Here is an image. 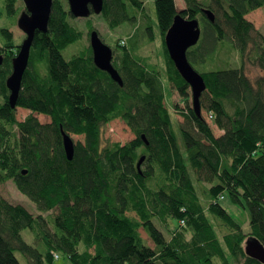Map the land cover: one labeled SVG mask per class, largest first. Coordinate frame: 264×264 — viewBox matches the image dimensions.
Segmentation results:
<instances>
[{"label": "trees", "instance_id": "1", "mask_svg": "<svg viewBox=\"0 0 264 264\" xmlns=\"http://www.w3.org/2000/svg\"><path fill=\"white\" fill-rule=\"evenodd\" d=\"M104 1L101 14L112 29L139 16L146 20L113 58L123 85L96 66L91 46L65 58L63 51L84 32L72 24L68 5L54 0L48 32L36 34L14 108L6 81L20 45L10 28L0 27V183L12 180L40 212L52 211L48 220L0 193V264H22L16 251L27 264H53L55 253L73 264H264L245 250L250 237L264 245V34L248 19L264 0H184L181 11L175 0H154L166 78L186 103L183 122L166 105L164 72L137 52L141 38L155 39L143 0ZM3 2L0 16L18 12L19 0ZM203 8L215 13V21ZM179 12L198 18L202 27L188 58L202 68L197 70L207 84L205 115L191 105V86L166 45ZM92 30L89 22V35ZM225 39L232 40L241 65L204 67L219 56ZM251 47L263 71L255 81L245 67ZM18 107L51 121L34 115L20 121ZM117 118L134 139L104 141L105 126ZM63 131L84 136L75 142L73 159ZM226 198L248 211L249 232L223 204ZM25 229L38 245L25 239Z\"/></svg>", "mask_w": 264, "mask_h": 264}, {"label": "rangeland", "instance_id": "2", "mask_svg": "<svg viewBox=\"0 0 264 264\" xmlns=\"http://www.w3.org/2000/svg\"><path fill=\"white\" fill-rule=\"evenodd\" d=\"M64 4H67L69 7L68 0H62ZM204 2L208 3L209 0H203ZM145 4L146 13L150 16L151 21L150 25L153 26V32L155 39L153 41L149 40L148 37L141 38V43L138 42L137 44V52L140 56L145 57L147 61L164 72V82L166 85V105L169 108L172 116L174 119L183 122L184 116L181 113V110L184 109L186 103L181 95L173 89L166 78L165 68V56H164V44L163 39L160 34V30L158 27L157 22V8L154 0H143ZM176 6L179 11L186 7L184 0H175ZM4 4L3 0H0V8ZM4 6V5H3ZM26 10V4L24 0H19V8L16 14L0 16V27H8L13 31L15 41L21 45L23 40L26 37V33L19 27L18 19L21 13ZM248 19L251 20L258 31L264 34V6L254 10L248 15ZM146 20L143 19L141 16L138 17L136 23H124L118 28L112 29L108 21L104 18L102 14H93L90 17H75L71 16V22L77 29L82 30L84 32V36L81 40L77 41L76 43L71 44L68 46L64 51L63 54L66 59H71L74 55L79 54L81 51L91 46L90 44V35H89V22L92 23L94 29L98 30L100 33L101 38L104 40L105 43L110 45L114 50V57L119 56L121 50V46H127L129 38L133 35L136 30V27L139 25H144ZM156 22V24H155ZM143 39V42H142ZM124 40H127L126 44L123 43ZM225 46H223V50L213 60H209L207 64L203 65L204 67L208 68H215V67H224V66H233L239 67L241 65V58L239 55L238 50L235 49L233 46V42L230 39H225ZM257 55V49L251 47V51L249 56L246 58L245 67L247 75L255 81L256 78L263 74L261 68L255 64L253 61L255 56ZM196 69L200 70L201 67L195 64L194 66ZM175 104L179 105V108H176ZM191 105L193 106V98L191 92ZM203 115H205V111L202 110ZM30 115H34L40 122H50L51 118L44 114L32 113L30 110L25 109L23 107L17 108V119L20 121L26 120ZM211 115V114H209ZM211 117V116H210ZM209 117V121L212 122L213 118ZM216 130L217 134H220L221 131L218 129L216 125H213ZM74 141H83L84 136L71 134ZM135 133L132 131L130 126L122 119L117 118L109 122L104 129V141L109 142H121L126 143L132 139H134ZM205 185H210L207 181H203ZM0 193H2L7 199H9L13 203H21L25 205L31 212L35 215L42 214L48 220L50 219V214L52 211L49 212H40L34 203L23 193L19 191L16 184L10 180L5 183H0ZM223 197V196H221ZM223 204L229 209V211L237 217L241 222H244V229L246 232H249L250 222H249V214L248 211L234 205L229 198H226L223 201ZM248 221H245L247 220ZM181 223V222H180ZM173 225H177V222H172ZM186 223L184 225L180 224L182 228L186 227ZM142 236L147 240L148 244L152 247L155 246L153 240L148 236L146 231L141 228L140 229ZM167 236H169L168 232L165 230ZM23 236L25 239L34 245H38V240L35 238L34 233L30 229H25L23 231ZM16 255L22 262V264H27L28 259L23 253L20 251H16ZM56 259V258H55ZM53 264H73L72 261L65 255H60L59 259H56Z\"/></svg>", "mask_w": 264, "mask_h": 264}, {"label": "water", "instance_id": "3", "mask_svg": "<svg viewBox=\"0 0 264 264\" xmlns=\"http://www.w3.org/2000/svg\"><path fill=\"white\" fill-rule=\"evenodd\" d=\"M26 10L19 19V27L26 33V37L20 45L19 52L12 61V73L7 78V87L10 90L9 102L12 107H17L22 89L24 75L29 66L31 49L37 32H48L49 21L54 0H24ZM69 9L75 17H90L93 14H101L104 9V0H68ZM203 12L211 21H215L216 15L210 8H203ZM202 35V27L198 18H188L179 12L165 35L166 45L172 60L175 62L183 78L190 84L192 90L193 107L198 115H202L201 96L207 89L204 76L192 65L188 58V50L197 45ZM90 44L93 51V60L97 67L108 72L111 77L123 85V79L119 70L113 63L114 50L104 42L98 30L90 33ZM0 55V65L3 63ZM145 138V136L143 135ZM64 147L69 159L75 154V141L73 137L63 131ZM146 159L143 155L138 162V169ZM245 250L247 254L264 262V245L255 237L246 240Z\"/></svg>", "mask_w": 264, "mask_h": 264}, {"label": "built area", "instance_id": "4", "mask_svg": "<svg viewBox=\"0 0 264 264\" xmlns=\"http://www.w3.org/2000/svg\"><path fill=\"white\" fill-rule=\"evenodd\" d=\"M211 117H213V115H211ZM185 223H186L185 220H182V221H181V224H182V225H184ZM55 258H56V259H59V258H60V254L56 253V254H55Z\"/></svg>", "mask_w": 264, "mask_h": 264}, {"label": "crops", "instance_id": "5", "mask_svg": "<svg viewBox=\"0 0 264 264\" xmlns=\"http://www.w3.org/2000/svg\"><path fill=\"white\" fill-rule=\"evenodd\" d=\"M55 254H56V253H55ZM55 254H54V255H55Z\"/></svg>", "mask_w": 264, "mask_h": 264}, {"label": "bare ground", "instance_id": "6", "mask_svg": "<svg viewBox=\"0 0 264 264\" xmlns=\"http://www.w3.org/2000/svg\"><path fill=\"white\" fill-rule=\"evenodd\" d=\"M176 66V65H175Z\"/></svg>", "mask_w": 264, "mask_h": 264}]
</instances>
